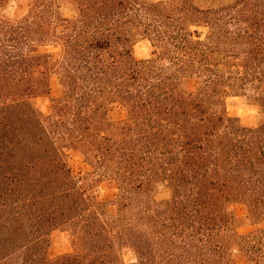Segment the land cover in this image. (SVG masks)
I'll list each match as a JSON object with an SVG mask.
<instances>
[{
	"label": "trees",
	"instance_id": "1",
	"mask_svg": "<svg viewBox=\"0 0 264 264\" xmlns=\"http://www.w3.org/2000/svg\"><path fill=\"white\" fill-rule=\"evenodd\" d=\"M3 1L0 264H127L124 248L130 264H264V0ZM71 151L114 199L80 184ZM55 231L73 252L51 256Z\"/></svg>",
	"mask_w": 264,
	"mask_h": 264
},
{
	"label": "rangeland",
	"instance_id": "2",
	"mask_svg": "<svg viewBox=\"0 0 264 264\" xmlns=\"http://www.w3.org/2000/svg\"><path fill=\"white\" fill-rule=\"evenodd\" d=\"M6 1V2H5ZM1 5H5L4 10H11V0H5ZM23 1V0H22ZM63 10L65 14L72 15L73 11L68 2H64ZM19 15L16 13V16ZM43 51L49 52L57 56L59 54V48L54 46L44 47ZM153 53V47L148 40H141L137 43L135 47V55L138 59L150 58ZM52 96L56 97L61 94V86L59 84L58 77L53 74L52 79ZM37 105L44 114H49L51 112L50 106L51 101L49 97H41L37 99ZM228 111L230 115L237 116L241 119L242 123L246 125H257L259 121V109L256 106H253L248 103L245 97H232L228 100ZM112 117L114 119H121L125 117L124 111H114L112 112ZM70 162L72 168L77 176L80 184H87L86 187L93 188V193L96 195L97 199L100 202L109 201L114 199L118 194V184L116 181L108 179V177H103L101 172L97 174H91V176H86L88 173H92L93 169L88 164L83 162L82 157L75 151L70 152ZM88 178V180H87ZM110 213L116 212V207L112 204H109L107 207ZM241 214L244 213L242 208H239ZM264 227V224L261 225ZM256 226H243L240 228V231L243 233L252 231ZM52 245L50 249V254L53 257L73 252L74 242L71 235L64 231H55L52 236ZM122 255L127 264L134 263L137 261V256L135 252L130 248H124L122 250ZM241 264H244L243 261Z\"/></svg>",
	"mask_w": 264,
	"mask_h": 264
},
{
	"label": "crops",
	"instance_id": "3",
	"mask_svg": "<svg viewBox=\"0 0 264 264\" xmlns=\"http://www.w3.org/2000/svg\"><path fill=\"white\" fill-rule=\"evenodd\" d=\"M29 0H14L15 8L14 12L15 14H21L23 11V7L28 3Z\"/></svg>",
	"mask_w": 264,
	"mask_h": 264
}]
</instances>
